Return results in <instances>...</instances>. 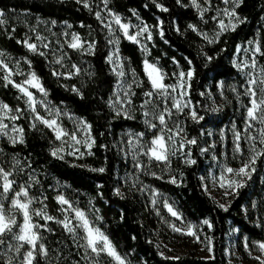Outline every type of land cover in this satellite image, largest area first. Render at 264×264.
Instances as JSON below:
<instances>
[{
	"label": "trees",
	"instance_id": "trees-1",
	"mask_svg": "<svg viewBox=\"0 0 264 264\" xmlns=\"http://www.w3.org/2000/svg\"><path fill=\"white\" fill-rule=\"evenodd\" d=\"M87 2L91 11L77 0H0V10L6 17L5 23L0 25V51L24 61L39 77L50 103L87 121L95 140L92 155L63 159L52 156L57 142L53 132L44 125L33 128L26 98L0 79V101L12 109L23 110L16 122L24 129V143L12 145L0 138V164L11 167L18 160L23 170L14 169L17 185L30 184V196L36 201L43 200V204L36 203V208L46 205L47 214L54 218L47 221L48 231L40 233L49 250L48 256H37L34 264H95L90 250L86 252L80 246L84 241L74 240L72 234L56 222L65 215L57 201L58 195L85 211L93 224L108 236L116 251L126 258L127 264H231L227 251L232 231L237 232L233 243L243 255L242 261L259 264L256 257L244 254V248L247 240L253 255H261L255 244L264 241V155L257 158L251 179L238 190L227 211L208 195L204 181L215 159L222 160L224 153L230 151L231 135L228 134L225 146L223 129H228L234 121L241 132L244 128V112H239L232 92L234 84L240 80L233 60L238 47L249 41H258L264 50V0H242L236 13L243 22L234 31L223 32L215 43H208L188 27L197 26L209 38L218 31L214 14L205 12L201 19L191 0H159L168 12H161L151 0H109L107 10L133 22L141 21L152 32L146 58L137 44L119 35V54L128 71H134L139 81L133 97V119L117 116L108 105L118 80L106 61L110 54L108 32L94 14L102 12L104 6L102 0ZM158 20L162 21L163 38L159 35L160 29L155 27ZM42 24L54 26L59 34L62 24L71 25V30L83 41L95 42L93 55L64 45L71 63L81 68L80 74L66 81L68 86L53 75L48 53L43 51V56L33 53L23 43L31 30ZM145 60L157 64L173 80L176 79L173 73L194 68L188 99L204 119L199 123L193 121L189 111L181 115L184 134L189 139L195 138L197 145L177 152L170 158V164L149 161L141 155L139 159L147 166L141 172L132 167L131 154L126 157L120 149L127 150L122 141L129 139L128 132H145L149 140L155 135L146 127L141 107L147 99L145 92L151 90ZM257 62L264 66V56L258 55ZM3 74L0 71V77ZM166 83L170 82L166 80ZM73 88L79 89L83 98ZM64 126L73 130L67 121ZM261 148L264 145L260 144ZM201 149L207 151L201 152ZM188 151L196 164L186 162ZM100 167L106 169L104 173L90 171ZM172 177L177 180L175 184L169 182ZM117 188L123 198L116 194ZM153 190L166 195L184 219L197 225L200 239L210 245L211 258L190 254L171 259L161 255L154 236L159 230L160 216L152 204ZM205 219L212 224L211 228L203 224ZM34 220L45 224L41 217L35 216ZM21 222L22 216L18 213L17 225ZM77 235L82 236L83 231L77 229ZM27 249L28 246H24L21 255ZM101 263L114 264L106 256L101 257ZM0 264H6V258L0 260Z\"/></svg>",
	"mask_w": 264,
	"mask_h": 264
},
{
	"label": "snow or ice",
	"instance_id": "snow-or-ice-1",
	"mask_svg": "<svg viewBox=\"0 0 264 264\" xmlns=\"http://www.w3.org/2000/svg\"><path fill=\"white\" fill-rule=\"evenodd\" d=\"M151 2L161 12L169 11V9L162 3H159V0H151ZM177 2H179V0H177ZM241 2L242 0H221V4L224 5V7L217 8L215 16L218 31H216L211 38H209L207 33L199 31L195 25L190 24L188 27L194 32H197V34L207 40L208 43H215L223 32L227 30L234 31L237 23L243 22L235 11V8L238 7ZM77 3H83L85 8H89L90 11L92 10L87 0H77ZM102 3L104 8L107 9L109 0H102ZM203 3L212 6V0H191V4L200 13L201 19H203L204 12L207 10L202 6ZM229 5H232V7H228ZM94 14L96 19L100 21L102 27L107 29L108 35L111 37L109 43L113 45V52L106 57V61L109 65L113 66L112 70L119 78V82L115 86L116 90L113 92V96L109 98L108 105L113 109L117 116L123 115L126 119H133V116L131 115V105L133 103L131 96L135 95V93L132 92L131 89L132 84L135 83V72L133 71L131 74L132 83L124 80L126 72L124 70V63L119 58V48L117 47L119 37L116 36V33L117 31H120L125 38L133 43L139 44L140 41L138 40V37L145 34L147 40H152V32L146 24L134 26L130 22L122 21L121 17L111 10H107L106 16L102 15L100 11H96ZM133 14L137 15L135 12ZM233 17L235 18V22H233ZM5 18V12L0 10V25L5 23ZM137 18L139 19L138 15ZM224 18H228L227 24L225 23ZM53 23L55 22L53 21ZM161 25L162 21L158 20L157 26L155 27L160 29L159 35L163 38L164 31L162 27H160ZM69 27H71V25H69ZM132 28H136L137 30L130 34V29ZM64 35L67 36L68 34L65 33ZM37 39L40 40L41 37L38 36ZM23 43L31 52L41 56L45 55L43 51H39L37 44L29 43L28 40L23 41ZM249 45L251 46L250 49L248 47L243 48L246 58L240 63L234 62V65L240 71L249 69V71L246 72L248 79L246 81L247 87L245 88L244 93L248 96L249 103L246 105L247 122L243 129V136L250 145V156L238 169H233L228 166H225L222 169L221 175L218 177V182L219 187L228 189L225 193L226 195L230 194L233 190L245 186V180L251 179V173L255 171L254 165L257 158L264 155V148L257 149L256 147L258 143L264 145V127L256 128L257 124L264 126V66L258 68V62L256 59L257 55L264 56V50H262L259 42L249 41ZM43 47L47 48L48 44H44ZM68 47L77 51H82L86 55H93L95 52L94 41H82L75 33L71 34V42L68 44ZM141 48L144 51H147L145 45L141 44ZM249 51H251V55H248ZM62 59L63 57L57 59L55 63L61 64ZM208 59L213 58L209 57ZM188 63L191 65V61ZM71 68L73 71L68 73L54 71L53 75L71 78L73 75L80 74V67L74 64ZM144 68L151 86V90L145 92L144 95L147 99L141 105V107L145 109L143 112V115L146 118L145 124L149 130H155L158 126L160 130L150 140H145V132L132 133L130 134L129 139L122 141V144L127 145V150L123 147L120 149L126 157L129 153L131 154L133 160L132 167L141 172L145 171L147 167L139 159L141 155L146 156L149 161L156 160L158 162L162 161L170 164L169 158L175 156L177 152H182L186 146L197 145V140L195 138L189 139L185 137L177 142L176 138L184 132V128L179 121H174L173 126L169 127L168 119H171L174 112L183 115L184 109H188L189 118L193 121L199 123L204 119V116L192 106L191 101L186 99L191 88V81L195 74L194 68L189 67L187 72L181 70L173 73L172 75L177 80V83L175 84H165L163 81L166 74L147 60L144 61ZM0 71L4 73L0 79L6 82L5 86L11 84L22 94L23 97L26 98L28 107L32 112V127L34 128L36 126L35 122L39 121L46 127L53 129L56 140L61 141L60 146L53 149L51 153L52 156L63 159V156L60 155V153L64 152V146L69 140L72 142L68 145L72 149V151L68 152L69 155L79 154L77 158H81L85 155L84 152H80L77 145H83L87 150L88 155L93 154L91 148L95 143V140L90 136L91 125L85 120H79L75 131L71 133L65 131L58 125L57 118L61 115L60 110L49 106L43 99L37 100L35 94L29 90V88H35L41 96H47V91L35 72L29 73L24 80L16 82L13 79V76L23 75V73L15 72L13 68L9 66V63L6 62V54L3 51H0ZM220 87L222 88L223 84H221ZM72 90L83 98L79 89L73 88ZM233 91H235V89H233ZM157 96L163 98V106L157 110V106L153 105L152 109L148 110V105L152 104L153 98ZM169 100L171 101L170 107L168 106ZM38 104L48 113L47 117L41 115L37 110ZM22 112V109H12L9 105L0 103V136L7 137L13 144L24 143V129L15 124V121L21 118L20 114ZM6 119L12 122L11 126L8 123H5ZM253 129H256L255 135L252 134ZM80 132L83 133L82 136L78 135ZM234 136L236 140V151L243 155V151L240 147L241 132L234 130ZM204 151H207V149H201V152ZM186 156L188 157L186 160L187 163L193 165L196 164V160L191 159V151H188ZM213 159H215V157H213ZM14 169H19L20 171L23 170L20 167V162L18 160L15 161L11 167H5L3 164H0V195H6L9 192L12 193V198L9 201L10 207L7 210L5 209V206L0 203V260L6 258V264H34L37 256H48L49 250L46 248L45 243L43 242L44 238L40 233L41 230L48 231L47 221L53 220L54 218L47 214L46 205L42 208L31 207L37 202L43 204V200L36 201L29 195L31 189L30 184L17 185L16 180L10 178L15 175ZM105 170L104 167L90 169V171L100 173H104ZM153 175L155 174L153 173ZM229 177L233 178L229 179ZM235 177H241V179L236 180ZM169 182L175 184L177 180L175 177H172ZM99 187H103V185H99ZM204 188L205 191H208L207 185H205ZM115 192L123 198V194L119 188L115 189ZM160 195L159 192L153 190V206L157 204V198ZM44 199H46V197ZM57 201L62 206L61 211L64 212L65 215L63 220H57L56 222L62 224L64 229L72 234L74 240H83L84 243L80 246L84 247L86 252L90 250V252L97 258L103 253L113 258L117 264H126V258L122 257L116 251V248L108 236L90 222L83 210L74 207L73 203L63 195H58ZM163 207L167 209L171 216L176 217L182 224L184 223L182 216L167 202L166 199L163 201ZM220 207L224 211L228 210V207L224 204H220ZM17 213L22 216V222L19 225H17ZM157 214L159 215V212H157ZM34 216L41 217L45 220V224L41 225L33 223L32 217ZM73 221H75V224H73ZM203 224L207 225L209 228L212 227V224L207 219L203 221ZM171 227L176 232L192 235L195 236L197 240L199 239L195 230L196 226L191 223L184 224L183 228L176 224H172ZM77 229L83 230L82 236L77 235ZM38 241L39 244L37 243ZM25 244L28 245V249L23 255H21V249L24 248ZM248 247V242L245 240V248L247 249ZM256 248L261 253L256 259L259 264H264V241L256 242ZM209 250L211 251V249ZM97 264H99L98 261Z\"/></svg>",
	"mask_w": 264,
	"mask_h": 264
},
{
	"label": "rangeland",
	"instance_id": "rangeland-1",
	"mask_svg": "<svg viewBox=\"0 0 264 264\" xmlns=\"http://www.w3.org/2000/svg\"><path fill=\"white\" fill-rule=\"evenodd\" d=\"M202 6L207 9L205 11L206 13L214 14V19H215V16H216L217 8L224 7V5L221 4V0H212V6H209L206 3H203ZM228 7L231 8L232 5H229ZM235 11H236V8H235ZM106 12H107V9L104 8L102 10L101 14L106 16ZM120 17H121L122 21L130 22L134 26L143 24L141 21L133 22V21H130V20L124 18L123 16H120ZM224 19H225V23L227 24L228 23V18H224ZM232 19H233V22H235V18L233 17ZM238 24H240V23H237V25ZM60 30H61V34H59V32H57V31H54V26L51 27L50 25L42 24L40 28H37L36 30H31V32L29 33L28 37L25 40H28L29 43L37 44L38 49H40V50L42 49V51H45L46 53H48V55L50 57V66H51L53 72L57 71V72H61V73H68L70 71H73L72 68H71V66L73 64L71 63V61L69 60V58L65 54L64 45H66L68 47V44L71 42V34L75 33L80 38H81V36L78 33H76L75 31H72L71 28L69 27V25H67V24H62L60 26ZM136 30H137L136 28L130 29V34L135 32ZM65 33H67L68 35L65 36L64 35ZM119 35H122V33L120 31H117L116 36L119 37ZM38 36L41 37L40 40L37 39ZM108 37H109V40H110L111 37L109 35H108ZM138 40L140 41V43L139 44L135 43V44H137L140 47L142 53L144 54V56L146 58L147 55H148L147 43H148L149 40L146 39V34L143 35V36L138 37ZM253 42H258V41L253 40ZM44 44H48V47L47 48L43 47ZM141 44L146 46L147 51H144L141 48ZM117 47H118V45H117ZM245 47H248L249 49L251 48V46L249 45V42L246 43V44H242V45H240L238 47L237 52H236L235 57H234V60H233V63L234 62L235 63H240L243 59L246 58L245 54L243 52V48H245ZM112 52H113V45L110 44V54L109 55H111ZM248 55H251V51H249ZM61 57H63L62 63L61 64L55 63V61L57 59H60ZM119 58L124 63V61H123L122 57L120 56V54H119ZM256 59H257V57H256ZM6 62L9 63V66L12 67L15 72L23 73V75H14L13 76V79L16 82H20V81L24 80L25 77L29 73L34 72L33 70L30 69V67L27 64H25L24 61L19 60V59H17V60L13 59L12 57H10L8 55H6ZM153 65H155L157 68L161 69L157 64H153ZM257 66H258V68L260 67L258 65V63H257ZM112 67L113 66H111V68ZM124 70L126 72L124 80L126 82L132 83V76H131L132 72L128 71L125 63H124ZM237 71L239 73L240 80H239L238 83L234 84L233 89H235V91H233V89H232V92L235 95L236 100L238 101L239 112H244V120H245L244 128H245V125H246V122H247L246 105H248V103H249V98L244 93H245V88L247 87L246 81L248 79V76L246 75V72L249 71V69H245V71H240V70L237 69ZM162 72L165 73L164 70H162ZM56 77L65 86H68L66 81L72 78V77L71 78H64V77H58V76H56ZM147 78H148V76H147ZM117 80L119 82V78L118 77H117ZM166 80H168L170 83H166ZM174 80H175V82H173ZM174 80L169 78V76H167V74H166L163 82L165 84H175V83H177V80L176 79H174ZM138 83H139V81H138L137 77L135 76V83L132 84V89H131L132 92L135 93V87H137ZM29 90L32 91L35 94L37 100L43 99L49 106L60 110L61 115L57 118L58 119V125L60 127H62L65 131L70 132V133L76 130L77 122L79 120H82V119H79L78 117L72 115L71 113H68L67 111H65V110H63V109L51 104L50 101L48 100L47 96H41V94L39 92H37V90L35 88H29ZM133 97H134V95L131 96L132 102H133ZM186 99H188V96L186 97ZM0 103H2V102L0 101ZM163 103H164V100H163L162 97H159V96L154 97L153 98V103L148 105V110H151L153 105H156L157 106V110H159V108L163 106ZM2 104H4V103H2ZM168 106L169 107L171 106V101L170 100L168 102ZM37 110L41 113V115H44L45 117L48 116V113L45 112L44 109L39 106V104L37 105ZM133 110H134V108H133V103H132V105H131V113H132ZM144 111H145V109H144ZM186 111H189V110L188 109H184V113ZM30 112H31V110H30ZM31 116H32V112H31ZM180 117H181V114L174 112V114L171 117V119H168L169 127L173 126V122L174 121H179L180 122ZM145 119L146 118L144 117V121H145ZM16 121H15V124L18 127H20L17 124ZM64 121H67L73 127L72 131H69L64 126ZM5 123H8L10 126L12 124V122L10 120H7V119L5 120ZM32 123H33V120H32ZM35 124L36 125H43L39 121H36ZM146 127H147V125H146ZM260 127H264V126L259 125V124L256 125L257 129L260 128ZM47 128H49V127H47ZM49 129L55 135V132L53 131V129H51V128H49ZM159 130L160 129H159V126H158L157 129L149 130V131L151 133L154 132L155 135H156L159 132ZM234 130L235 131H240L238 129V124H237L236 121H234L229 126L228 129L226 127L223 129V141H224V145L225 146L227 144L226 140H227L228 134L230 133V135H231V139H230L231 140V148H230V151L224 153L222 160L215 159V161L213 163V166H212V168H211V170L209 172V177L204 181V186L207 185V188H208V191H206V192L208 193L209 196H211L219 204V206H220V204H224V205H226L228 207L230 202L232 201V199L235 197V195L237 194L238 190L240 189L239 188V189L233 190L228 195L225 194L228 191V189L219 187V182H218V177L221 175L222 169L225 166L232 167L233 169H238V168H240L242 166V164L244 162H246L248 160V158L250 156V151H249L250 145L244 139L243 130H242V132L240 131L241 132L240 147H241V150L243 151V155H241L240 152L236 151V148H235L236 140H235V136H234ZM132 133H134V132H128L127 133L128 138H130V134H132ZM252 134L253 135L256 134V129L252 130ZM78 135L82 136L83 133L80 132V133H78ZM90 136L92 137L91 132H90ZM185 137H186V135L183 132L180 136H178L176 138L177 142H179L180 139H184ZM0 138H4L10 144L15 145L5 136H0ZM65 139H67V138H65ZM145 140H149V139L145 136ZM56 141L57 142H56L54 148L60 146V144H61V141H58V140H56ZM71 143L72 142L69 140L68 143L65 144V146H64V152L60 153V155H62L63 158L67 157V156L76 157V158L78 157L79 154H77V155H69L68 154V152L72 151V149L68 146ZM16 144H19V143H16ZM259 146H260V144L258 143L256 145L257 149H259ZM77 147H79L80 152H84L85 155L87 154V150L85 149V147L83 145H77ZM1 154L2 153H1V149H0V158H1ZM3 159H4V157H3ZM151 161H156V160H151ZM160 162H162V161H160ZM10 178H13V177H10ZM231 178H233V177H229V179H231ZM235 179L236 180H240L241 177H235ZM247 180L248 179L245 180V183H246ZM11 198H12V193L11 192H9L6 195H0V203H2L5 206L6 210L10 207L9 201H10ZM157 199H158V202L154 206V208L156 209V213L159 212L160 221H159V230L155 233L154 236H155L156 246L158 247L161 255L163 257H168V258H171V259H177L180 256L190 255V254H194V255H197V256H200V257H203V258H211L212 257V252L209 250V249H211L210 245H208V243H206L205 241L203 242L200 239V232H199V229H198L197 225L192 223V222H190V221H188V220H186V219H184L183 217L182 218H183L184 223L182 224L181 221L178 220L176 217L171 216V214L167 211V209L163 207V201L165 199L167 200V202L169 204H171L169 198L166 195L161 194ZM31 207L36 208V203H34ZM63 207H67V206H63ZM74 207H76V206H74ZM173 208H174V206H173ZM86 215H87L88 219L90 220V222L93 224V222L91 221V219L89 218L87 213H86ZM34 218H35V216L32 217V221H33V223H36ZM187 223H191V224L196 226L195 230L197 232V235L199 236L198 240L196 239L195 236L186 235V234H182V233L176 232L171 227L172 224H176L177 226L183 228L184 224H187ZM73 224H74V222H73ZM95 227L98 228L97 226H95ZM100 231L103 232L102 230H100ZM236 235H237L236 231H232L231 234H230V238H229L230 245H229V249L227 251L229 260H230L231 264H246V263H244L242 261V259H243L242 253H240V250L233 243V240H234ZM37 243L39 244V241ZM25 246H28V245L25 244ZM255 247H256V244H255ZM244 250H245V252H244L245 255H248L250 257H258V256H254L253 255V251L251 250V248H249V247L247 249L244 248ZM256 250L258 251L257 248H256ZM102 256L108 257L109 259H111V261L114 264H117V262L115 260H113V258H111V257H109V256H107L106 254H103V253L100 255V257H98V258L95 257V264H97V261L99 262V264H102L101 263V257ZM126 264H127V262H126Z\"/></svg>",
	"mask_w": 264,
	"mask_h": 264
}]
</instances>
